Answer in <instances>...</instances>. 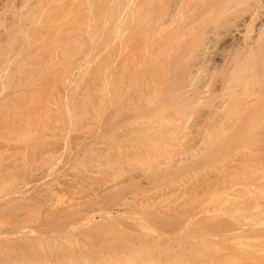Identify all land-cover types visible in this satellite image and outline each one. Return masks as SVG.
<instances>
[{
    "label": "rangeland",
    "instance_id": "374dc122",
    "mask_svg": "<svg viewBox=\"0 0 264 264\" xmlns=\"http://www.w3.org/2000/svg\"><path fill=\"white\" fill-rule=\"evenodd\" d=\"M212 1L117 0L0 68V264H264V84L226 79L264 2Z\"/></svg>",
    "mask_w": 264,
    "mask_h": 264
},
{
    "label": "bare ground",
    "instance_id": "6f19581e",
    "mask_svg": "<svg viewBox=\"0 0 264 264\" xmlns=\"http://www.w3.org/2000/svg\"><path fill=\"white\" fill-rule=\"evenodd\" d=\"M116 1L117 0H0V68H3L8 63H11L10 61L12 62L16 61L15 64H17L18 63L17 61H19L23 65L25 60H30L33 57L38 59L42 55L41 52L47 53L48 50H51L53 52L55 49H59V50L70 49V48H76L75 46L79 47L83 45L87 41L88 37L86 35L90 32V30L98 31V32L102 31V28L104 27L105 13L109 10L112 11L114 8L112 6L109 7V4H112ZM210 1L208 0V2ZM213 1L211 2V4L215 2ZM224 1L227 0H223V2ZM260 1H262V3L264 2V0H233L234 2L233 4L237 3L236 5L238 6L241 2H243L251 10V11L249 10L250 16H248V18L250 17V22L247 25L250 26L251 24L253 25L254 18L257 17L256 14L257 12H259L258 10H260L263 5ZM217 3L216 5L218 6L222 5V4L219 5L220 3L219 4ZM257 3H261V4H259L260 6H258L256 12ZM214 6L212 7L215 9ZM222 6H224L222 12L223 10L227 11V9H225L226 3L225 4L223 3ZM244 6L242 5V7ZM199 7L198 8L201 9L203 6L202 7L199 6ZM248 7L245 8V10L244 9L243 10L246 11ZM186 26L188 27V25ZM250 26H248V28ZM259 31L260 32H257L255 34L254 33L251 34L252 32H247L249 34L248 35L249 37L247 38L244 37L246 39L243 38L245 41L243 42L244 44H241L243 46L237 53L235 52V54H233L234 56L232 55L233 56L231 62L233 66L232 72H231V68H229L231 75H229L226 79L227 81L229 80L230 84L232 82L234 83V86H238L239 88H241L242 91H244V85H247L249 81L250 82L259 81V83L262 82V84H264V63L262 62L260 63V59L261 61L262 60L264 61V29L263 31H261V29ZM187 32H189V30ZM28 51H30V54H27ZM55 56L57 57V55ZM21 64L19 65L20 68L22 69ZM1 74L2 73L0 71V77ZM186 76L189 77L188 75ZM235 83H237V85H235ZM241 89L239 91H241ZM237 93H239L238 90ZM235 94L236 91L232 88V90H229L228 96L233 97ZM256 104L252 105L250 102H246L244 103V108L254 109V106ZM261 106L263 105L261 104ZM209 138L210 137H208L207 139ZM211 139L210 141L209 140L208 141L211 142ZM258 143L259 144L262 143L263 145L261 146H264V140L263 142L260 141L257 142L256 144L259 145ZM107 214L108 212L107 213L104 212L105 216H107ZM87 217H91V215ZM91 220L93 221V219ZM27 230L28 229L24 230L23 227L18 232L17 229L16 234H24L26 232L30 233V231ZM7 236L10 237V235L8 234ZM16 236L18 238V235H15V237Z\"/></svg>",
    "mask_w": 264,
    "mask_h": 264
}]
</instances>
